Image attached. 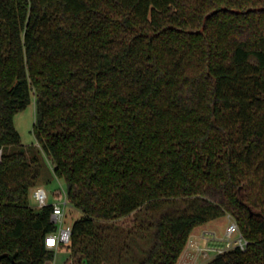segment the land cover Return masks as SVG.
I'll list each match as a JSON object with an SVG mask.
<instances>
[{
	"label": "trees",
	"instance_id": "obj_1",
	"mask_svg": "<svg viewBox=\"0 0 264 264\" xmlns=\"http://www.w3.org/2000/svg\"><path fill=\"white\" fill-rule=\"evenodd\" d=\"M32 93L80 212L72 264H178L225 215L248 244L206 264H264V0H0V264L54 258V206L29 204L41 165L14 121ZM144 206L161 212L140 220L151 244L116 250L103 222Z\"/></svg>",
	"mask_w": 264,
	"mask_h": 264
},
{
	"label": "rangeland",
	"instance_id": "obj_2",
	"mask_svg": "<svg viewBox=\"0 0 264 264\" xmlns=\"http://www.w3.org/2000/svg\"><path fill=\"white\" fill-rule=\"evenodd\" d=\"M36 120V105L34 100V94L32 93L31 103L22 111L18 112L15 115V127L21 135L22 144L27 149L29 157L36 156L39 164L41 165L42 174L38 181V186H42L48 193V204L61 203L64 198V193H66V184L65 181L61 178H58L54 174V164L51 159L44 153L40 144L37 142L36 136L34 134V126ZM36 188V186L34 187ZM34 188L30 191L29 194V204L32 207H37L38 203L34 198ZM66 220L68 223H73L76 219L80 217V212L73 206H68L66 209ZM160 210L157 208H150L148 210L146 206L135 212L134 214L121 218L112 222H103L104 225L110 224L118 227L116 231V238L118 233L121 235L117 239H112L116 250H120L119 245H124L126 249L128 246L133 249V253H142L146 250L150 243V233L149 230H146L144 227H141L140 220L145 219L149 221H155L160 216ZM232 222L237 223L238 221L234 219L231 215L221 216L215 220L210 221L209 224L203 226L201 229H209L205 232L200 233L197 229L193 234H200L202 241L194 240V236H190L188 240L189 247V256L187 261H192L194 264H206L212 260L213 253L210 254L209 258H204L201 254L200 249H197L196 246H192L194 243L199 245L201 248L206 246V242L211 245L213 241L221 242L223 238L226 237V229L229 224ZM239 227V225H238ZM215 232H213V231ZM240 230V229H239ZM204 233V234H203ZM206 233V234H205ZM200 236L198 237L200 239ZM219 236V237H218ZM237 237V234L234 235ZM134 238V240H133ZM193 239V240H192ZM223 241V240H222ZM221 244V243H219ZM118 246V247H117ZM235 247H232L227 250H233ZM130 251V250H129ZM115 256L112 254L110 258V264H134L133 259L127 261H121L114 259ZM74 259L71 257V250L67 248V245L60 247L59 249H54V258L49 261L48 264H72ZM178 264H185L182 261L178 260Z\"/></svg>",
	"mask_w": 264,
	"mask_h": 264
},
{
	"label": "built area",
	"instance_id": "obj_3",
	"mask_svg": "<svg viewBox=\"0 0 264 264\" xmlns=\"http://www.w3.org/2000/svg\"><path fill=\"white\" fill-rule=\"evenodd\" d=\"M34 198L38 203L37 207H43L48 204V193L42 186H37L34 188ZM53 206L51 219L57 225L58 230L46 238V245L49 248L59 249L61 246L69 244L72 237L73 223H68L66 220V209L68 206H71L67 198V193H64V198L61 203H55ZM235 234H237V237H234ZM222 240H220L221 242L213 241L211 245H209L207 241L206 246L202 248L199 245H196L197 243H192L191 245L196 246L197 249H200L204 258H209L211 253L214 254V257L218 254L227 252V250L232 247H240L245 249L248 244L247 240L241 234L237 223L235 222H232L228 225L226 229V237Z\"/></svg>",
	"mask_w": 264,
	"mask_h": 264
},
{
	"label": "crops",
	"instance_id": "obj_4",
	"mask_svg": "<svg viewBox=\"0 0 264 264\" xmlns=\"http://www.w3.org/2000/svg\"><path fill=\"white\" fill-rule=\"evenodd\" d=\"M212 222V221H211ZM210 223V222H209ZM209 223H207V224H209ZM207 224H205V225H207ZM205 225H202V226H199V227H197L194 231H193V233L197 230V229H199L198 231L200 232V233H202V232H205V231H207V230H209V229H201L200 230V228H204L203 226H205ZM213 231V230H212ZM214 232V231H213ZM192 233V235L191 236H194V240L193 241H197L198 243L197 244H199V241L201 240L202 241V237L200 236V234H197V235H194ZM215 233V232H214ZM204 234V233H203ZM206 234V233H205ZM200 236V239L198 238ZM219 237V236H218ZM200 245V244H199ZM189 253H190V251H189V247H188V244H187V246H186V248H185V250H184V252L182 253V255L180 256V258H179V262H180V260L182 261V263H185V264H194V263H192V261L190 262V261H187L188 259H187V257L189 256Z\"/></svg>",
	"mask_w": 264,
	"mask_h": 264
}]
</instances>
